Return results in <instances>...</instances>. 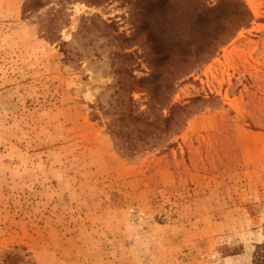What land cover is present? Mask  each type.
I'll return each instance as SVG.
<instances>
[{"label":"rangeland","instance_id":"rangeland-1","mask_svg":"<svg viewBox=\"0 0 264 264\" xmlns=\"http://www.w3.org/2000/svg\"><path fill=\"white\" fill-rule=\"evenodd\" d=\"M25 1L0 0V264H250L264 240V0H242L250 24L159 85L130 0L24 15ZM149 91L169 104L148 112ZM137 112L126 131L150 145L125 153L108 124Z\"/></svg>","mask_w":264,"mask_h":264},{"label":"trees","instance_id":"trees-1","mask_svg":"<svg viewBox=\"0 0 264 264\" xmlns=\"http://www.w3.org/2000/svg\"><path fill=\"white\" fill-rule=\"evenodd\" d=\"M49 0H26L22 12L31 13L43 8ZM134 10L142 14L137 27L145 32L146 62L151 70L147 79L160 80L159 73L166 67L177 78L186 76L192 69L211 58L216 50L229 41L234 32L250 24L253 17L242 0H217L210 5L208 0H130ZM223 10V11H222ZM177 53V55L172 53ZM169 85V84H168ZM157 87V86H156ZM171 87V86H170ZM158 88V87H157ZM147 111L156 106H167L168 99L149 91ZM185 110V106L170 107V111ZM143 112L136 115L120 114L112 119L108 128L116 137L117 149L134 153L148 147L150 142L129 136L126 119L133 117L141 123L147 118ZM145 116V117H144ZM162 120L168 124L170 115ZM152 121V120H151ZM120 122V124H118ZM153 122L149 124H152ZM143 133L142 130L138 131ZM5 264H35L17 254H7ZM250 264H264V240L255 244Z\"/></svg>","mask_w":264,"mask_h":264}]
</instances>
